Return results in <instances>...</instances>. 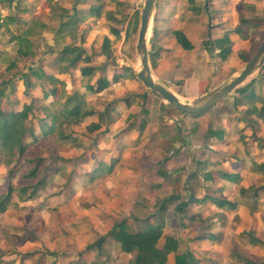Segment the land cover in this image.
<instances>
[{
    "label": "rangeland",
    "instance_id": "rangeland-1",
    "mask_svg": "<svg viewBox=\"0 0 264 264\" xmlns=\"http://www.w3.org/2000/svg\"><path fill=\"white\" fill-rule=\"evenodd\" d=\"M161 1L162 5L165 0ZM92 6H99V14L88 12L87 9ZM184 6L186 7V4L183 5L179 2L178 7ZM142 7L143 3L136 5L132 0H13L10 5L0 2V85L2 84L4 88V95L0 97L1 105L20 109L24 102L34 101L33 104L36 107L33 116L34 131L37 135H42L39 125L42 124L40 119L43 117V113L40 111V107L46 101L43 99L41 88L38 86L29 90L28 93L24 92L25 84L22 73L33 67H41L46 73L71 83L72 88L64 87L67 89L65 91L62 86L61 91L70 93L75 89L79 93H84L91 108L98 110L101 106L114 103V108L110 112L111 116L106 119L99 131L91 132L86 126L90 121L97 120V117H89L82 123L64 127L66 132L72 130V135L78 139L76 143L70 139L53 140L55 134H50L37 143L33 142L30 136L27 137L28 144L25 154L28 157H42L44 159L41 164L42 168L48 163L51 152L64 159L58 161L57 165L61 168L59 172H50L51 175L42 173L46 177V182L43 188L39 189L35 198L21 201L15 194H12L10 200L14 203H10L5 211L0 212V261L6 262V264H66L72 259L73 264H83L76 262V256L84 255L81 251L87 244L94 241L100 246L103 245L105 249L109 245L97 241L103 232L97 231L95 227H99L103 223L105 226L107 222L110 224L116 219L122 218L123 214L119 212L128 215L129 220L136 216L129 210L114 209V207L103 212L101 205L104 202V197L110 198L107 202L108 206L113 203V198H117L110 197L113 189L109 191L106 188V184L111 179L115 181L114 169L109 176L98 177L97 175L95 178H91L90 171L95 165L94 163H97V158L102 160L106 157L110 158L109 153L120 155L117 166L124 168L142 163L138 159V155H141L147 162L152 161V153L155 149L153 146L150 147L149 141L144 139L147 132L151 133V128L149 127L147 132L142 131V133L138 129L142 115L140 107L144 108L147 104L149 105L147 98V92L150 93L149 89L140 86V84L136 87L135 83L130 81L132 77L119 78L114 82L111 80L114 69L127 66L136 73L140 67L139 55L135 48L138 31L136 33L132 31V24L138 19L139 27ZM235 11L228 14L229 17L232 14L235 15ZM228 15L226 14L225 17ZM69 17L75 19V23L61 25V22L69 21ZM156 23L160 26L158 22ZM163 24L165 23L163 22ZM178 24L179 21L173 19L170 26L173 29ZM191 24L196 25L193 26V30L196 37H199L202 26H198V22H191ZM111 26L120 30V37L115 38L110 30ZM151 35L152 30L150 37ZM105 36L109 38L108 51H103ZM23 38L28 40L29 48L22 44ZM263 40L264 25L258 38L252 41V50L248 53L249 49H244L248 60L254 55ZM68 44L81 45L88 54H91L93 64L106 66L105 71L102 72L101 69H98L95 76L90 79L82 77L79 70V66L83 64L81 61L76 68L68 72L65 71L64 65L58 60V55L60 49ZM149 46L150 43L148 49ZM26 49L29 50L28 54H20ZM183 60H193L192 54L187 51L180 56H166L162 63L165 67H176V70H180L185 68V65L183 67L181 64ZM236 61L234 59L231 64H235ZM149 65L152 71L150 59ZM194 71L191 70L192 73ZM227 71V67L223 71L219 70L215 72L214 77H219L218 80H220L221 72L223 75ZM103 74L110 81L105 89L93 93L84 87L89 80L94 82ZM254 78L258 81L261 79V81L254 85L253 90L258 96L264 98V63L238 87ZM136 79L138 78L136 77ZM181 83L179 85H182ZM145 93L147 99L143 96ZM231 93L211 106L205 116L197 118L201 129L189 124L187 132L185 131V137L179 134L178 137L181 140L179 139L178 145L183 143V147L181 146L183 149L176 151L175 146L169 148L167 141H162L161 145L163 149L165 148L166 154L173 156L174 162L176 161V164L171 163V165L185 163L183 166L189 170H191V162L208 156V153L217 152V149L218 151L225 149L221 153L227 157L221 159L220 155L219 162L221 163L215 164L211 161L214 164H206L205 170L225 171L233 177L226 178L224 181L223 177L215 175L212 180L205 181L202 175L204 169H202L201 176L196 177L195 180H197L196 184H202L206 189H202V185L199 188L196 186L197 195L202 196L207 192L213 197H221L235 202L236 205L239 204V207L233 210L226 207L220 211L217 205L206 201V203L197 204L192 209L194 212L201 207L203 215L220 211L224 217L223 219L218 216L214 218L216 219L214 220L216 223L214 231L218 232L217 238H212L211 241H194L191 245L198 254L201 253L208 257L207 260L202 259V264H243L244 259L264 264V189L258 190L256 197L251 196V186H264V172L254 167L255 162H264V121L257 119L254 115L250 116L246 112L251 103L244 94ZM191 94H194V91ZM131 95L134 97L138 95V100H143V103L139 100L138 104L133 105L135 110H133L131 119L134 121L132 124L134 129L128 136L121 139L120 131L124 126L122 117L127 113V111L121 110V107L125 105L122 100L124 98L131 99ZM192 100L182 101L190 102ZM154 101L158 103L157 98H154ZM165 103L167 102L165 101ZM255 104L260 106L261 103L255 101ZM58 105L59 103H55L52 107L55 109ZM155 107L157 106L155 105ZM233 108L236 112L239 111L240 115L245 116L247 121L237 120V124L233 125L231 130L226 133L227 136L223 132L221 136H216L213 131H219L225 126V119ZM163 111L166 117L171 114L177 117L178 110L174 107L164 108ZM225 128L226 126L222 130ZM178 133H180V129L176 131V134ZM232 155L238 156L240 159L234 160ZM230 156L233 159H230ZM154 157L155 163L161 160L158 156L156 157L155 152ZM212 157L215 158L216 155ZM8 169V166L0 164V193L5 191L8 184ZM20 173L18 172L12 178L14 185L18 184L17 177ZM194 174L190 172L189 179L194 178ZM106 179L109 180L105 183ZM224 182H226V186L223 185ZM164 185L165 190L159 192L158 196L153 189H146L145 202L159 200L164 205L172 191V186H175L174 184ZM221 185L223 188L216 190V187ZM240 187H248L249 195L243 196L240 193ZM121 191L118 188V194ZM98 217H104L102 224L96 219ZM203 225L204 223L198 225L196 231L203 232ZM251 234L259 239V242L251 241L249 239ZM91 255L89 258L92 257ZM85 259L83 258L82 261L88 264Z\"/></svg>",
    "mask_w": 264,
    "mask_h": 264
},
{
    "label": "crops",
    "instance_id": "crops-1",
    "mask_svg": "<svg viewBox=\"0 0 264 264\" xmlns=\"http://www.w3.org/2000/svg\"><path fill=\"white\" fill-rule=\"evenodd\" d=\"M161 2V0H157V4L154 7L155 13H153V25L155 24L157 30L159 31L158 43L160 45L159 47L161 48L159 50L160 56L156 61V67L153 68L151 66L152 71L150 70L152 77L156 81L169 88L181 100L189 101L219 86V84L223 83L228 78L233 77L242 70L246 63L239 55L242 53L246 57V51L244 49H249V51H247L248 53L250 52V50H252V41L258 38V34L260 33L264 25V0H196L197 4L201 6L198 14L192 12L187 8V0H165L163 1L162 5ZM179 2H181L183 5L186 4V7H178ZM234 10H236L235 15L232 14L231 17H229L228 14L232 13ZM226 14L228 15L227 17H225ZM242 18L248 20L242 21ZM173 19L179 21V24L176 28L172 29L170 24L171 20ZM156 22H158L160 26H158ZM163 22L165 24H163ZM191 22H198V26H202V31L199 37H196L193 30L194 25H192L193 23L191 24ZM237 27H239L238 32L235 31V28ZM174 30H181L185 34L187 39L190 40L193 48L187 50L181 47L172 33V31ZM222 37H228V39L231 41V51L225 59H222L219 55L222 47L221 45H223L224 43H221L220 45H217L216 43V40L221 39ZM205 41L209 42L206 46ZM187 51L192 54L193 60H183L181 64L183 65V67L185 65L184 69L181 68L180 70H176V67L168 68L163 66L162 60L166 56H180L182 53L184 54ZM234 59L237 60L236 63L231 64ZM179 66L182 67L181 65ZM226 67L228 71L223 75V72H221L220 80H218L219 77H214L216 74L215 72L219 70L223 71ZM192 69L193 71L195 70L193 73L191 72ZM130 81L135 83L136 87L138 84H140V86L144 85L142 81L136 78H131ZM180 82H182V85H179ZM144 88L146 87L144 86ZM192 91H194V94H191ZM232 92L236 93L235 90ZM150 93L147 92L149 105L147 104L146 106H144V108L140 107V114L142 115L140 118V123L138 124V129L142 133V131H146L149 127L151 128V133L148 134V132L146 131L147 135L144 139L149 141V146H153V148L155 149V151H153L152 153V161L147 162V160L143 159L141 155H138V159L141 160L142 163L134 166H128L129 168H124L122 166H117L119 165L117 164V162H119L120 160V155H112L111 153H109V155H111L110 158L106 157L107 159L103 158V160L101 158H97V163H94L95 165L92 166L90 172H93L98 167L105 165L104 171L98 174V177H103L109 176L110 172H112V170L114 169L113 171L115 174V181L111 179L112 181L110 180V182L106 184V188H108L109 191H112L113 189V193L110 195V197L115 196L117 198H113V203L108 206L107 202L110 200V198H107L105 196L101 208L103 212L113 209V207L114 209L120 208L122 210H129L130 213L136 215L132 220L128 219V215L122 212L119 213L123 214L122 218H126L128 223L131 225L135 226V224H137L138 222L144 225L145 219L148 215L156 212L157 209L161 208L162 206H167V211L164 215L165 226L162 229V234L158 239L159 241L157 243V246L161 248L165 244V242L171 238L178 240V244L176 252H168L166 264H175V254H180L186 250L192 252L193 264H202V259L207 260L208 257L199 253L201 255L200 256L191 247L192 243L194 241L198 242L201 240L211 241L212 238L217 237L194 239V237L199 234V232L196 231V228L198 225H201V223L195 220V218L193 217H185V214H187L188 216L192 215L201 207L193 212L192 209H194V207L200 203L193 202L187 204L186 200H188L189 198L191 187L194 189L200 187L199 184L196 185L197 180L195 179L196 177L201 176V170L203 169L201 168L202 163H211V165L214 163H218L221 159L227 157L221 153L225 149L219 150L220 152L217 149V152H211V154L208 153V156L202 157L200 159L198 158L196 161L191 162V170L183 166L185 165V163L183 165H171V163L176 164V161L174 162L173 156L166 154L165 148L163 149L161 142L167 141L169 143V148L175 146L176 151H178L179 149H183V143L178 145V141L180 139V137H178L179 134L185 137V133L187 132L186 129L189 127V124L192 127L198 126V128L200 127L201 129V124L199 123V121H197V118L205 116V114L208 113L210 109L202 114H199L198 116L193 117L187 115L184 117V115H186L184 114L185 112L180 113L181 111L179 112L176 107L169 103H165L164 100L156 97L152 93L151 95ZM230 94H228L227 96H229ZM131 96L132 97L129 100V103H127L125 98L122 100L123 102H125V105L121 107V110L127 111V113L122 117L124 126L120 131L121 139L128 136L134 129V125H132L134 124V121L131 119V116H133L132 113H134L133 110H135L133 108V105L138 104L139 100L141 103H143V100H138V95H135V97L133 95ZM143 96L146 98V93L143 94ZM154 98H157L158 103L154 101ZM155 105L157 107H155ZM170 106L178 110L177 117L172 114L167 117L165 116L163 109L169 108ZM113 108L114 106L112 107L110 112L113 110ZM238 112H236L234 108L232 109V112L229 113V115L225 119L226 122L224 124L226 128L222 130V128L225 127L223 126L221 129H219L220 134L218 136H221L222 132L226 135V133L231 130V127L237 124V120L244 122L247 121L245 116L240 115ZM126 118H129L130 120L126 121ZM143 118L145 119L146 124H144V129L140 130V124ZM222 118L224 117L222 116ZM179 129L180 133L176 134V131H178ZM154 152L156 157L158 156V158L161 159L157 163H155L156 160H154ZM214 155H216L215 158L212 157ZM220 155L222 156L220 157L221 159H219ZM232 156L234 157V160H238L239 158L238 156ZM233 157L230 156V159H233ZM108 161L109 163H107ZM211 161L214 163H212ZM220 163L221 162H219V164ZM110 165L111 169L109 170ZM190 172L195 173L193 176L194 178L192 179H189ZM107 180L109 179L104 180L105 183L107 182ZM224 181H226V179ZM225 183L226 182L223 183L224 186H226ZM164 184L168 186L174 184L177 187L176 188L175 186H172V191L169 193V198L167 199L169 200L170 198L175 197L174 200H172L171 202H167V200H165V202L163 201L165 203L164 205H162L159 200H152V202L148 203L145 202L146 198H144V193L146 192V189H153L156 196H158L159 192L165 190L164 188L166 187ZM221 187L222 185L218 187L219 190L221 189ZM118 188L122 190L120 194H118ZM117 199H119V201H117ZM116 204L118 205L115 207ZM185 206L187 210L185 213H183L184 211H181ZM238 207L239 204H237L234 209ZM221 210L222 208H220V211ZM217 214L218 213H213L212 215L214 218H216ZM103 218L104 217H98L96 219H98V222L102 224ZM119 219H116L115 221ZM115 221L111 222L110 224L107 222L105 226L103 225V223L101 226L95 227L97 231L103 232L97 241L103 244L107 243L109 245H107V249H105L103 245L100 246L94 241L90 242L93 244H97L101 249L99 251L97 249H90L84 253L83 258L87 259L85 260L88 262V264H91V262L97 257L98 252H100V254L102 255V259L105 257L107 258V262L104 264H132L131 261L133 260L136 251H122L117 241H114L113 238L106 236L107 232L112 228ZM179 221H183L185 223V227H181L179 225ZM214 228L215 226L212 227L213 231ZM90 254H92V257L89 258ZM71 261L72 259L69 260L66 264Z\"/></svg>",
    "mask_w": 264,
    "mask_h": 264
},
{
    "label": "trees",
    "instance_id": "trees-1",
    "mask_svg": "<svg viewBox=\"0 0 264 264\" xmlns=\"http://www.w3.org/2000/svg\"><path fill=\"white\" fill-rule=\"evenodd\" d=\"M13 0H0L4 4L10 5ZM188 1V9L192 12L198 14L200 11V5L197 4L196 0H187ZM99 6H92L88 10L90 13L98 14ZM139 14V13H138ZM74 18V17H73ZM248 20L242 18V21ZM75 23V19L69 17V21L61 22V25H68ZM138 19L134 21L132 24V31L136 33L138 30ZM111 32L115 35V38L120 37V30L116 27H110ZM235 31H239V27L235 28ZM175 36L177 42L184 49H191L192 43L185 36V34L181 30L172 31ZM128 35V28H127ZM158 35L159 31L154 24L152 26V35L150 37L149 43V59L151 62V66L153 68L156 67V61L160 56L159 50L161 49L158 43ZM26 42V43H25ZM108 43L109 38L105 36L103 38V51H108ZM209 42L205 41V46L208 45ZM217 45L224 43L221 45V50L219 55L222 59H225L227 55L231 51V41L228 37H222L221 39L216 40ZM24 46L26 45L29 48L30 44L27 39L23 38ZM29 53V50H23L20 54L26 55ZM244 62H247L248 59L242 53L239 55ZM58 60L64 65L65 71H71L72 69L77 67V64L81 61L82 65L79 66L80 73L82 77H86L87 79L95 76V73L98 69H101L102 72L105 71L106 66L104 64H93L91 54H88L81 45L76 44H68L60 49ZM23 80L25 84L24 92L28 93L29 90L34 89L35 87L41 88L43 99L46 103L40 107V111L43 113L42 124L39 125L42 130V135L39 136L34 131V122L33 116L36 107L33 102H24L20 109H15V107H4L0 104V164L6 165L9 167L7 170V179L8 184L6 186L5 191L0 193V212L5 211L8 205L12 202L10 200L12 194H15L19 200L26 201L35 198L38 194L39 189L43 188L46 177L42 173H57L60 171V166H58V161L60 159L58 155L54 153H50V158L47 164L42 168V163L44 159L39 156L28 157L25 154V150L27 147V137L30 136L33 142H39L44 140L43 138L48 137L50 134H55L53 140H68L70 139L72 142H77L78 139L72 135V130L66 132L64 130L65 126H69L71 124H79L86 120L89 117H97L95 121H90L86 126L89 131H97L101 128L102 124L106 122V119L111 116L110 110L114 106V103H108L107 105L101 106L100 109L96 110L91 108L89 103L86 100L84 93H79L75 89L68 93L65 92L67 89L64 87H71V83H67L66 80L59 79L52 74L46 73L43 68H30L27 72L22 73ZM121 77H132L136 78L135 71L127 66H122L113 70V75L111 80L114 82L118 78ZM257 79H252L248 83L243 84L241 87L235 89V92L244 94L245 97L250 101V106L247 108L246 112L251 116H256L257 119H261L264 121V98L258 96L254 92V85L260 82ZM108 77L103 74L95 79L94 82L90 80L85 84L84 87L90 92L97 93L102 91L109 85ZM264 84V83H263ZM63 86V90L61 91V87ZM4 95L3 85H0V97ZM127 103H129L128 98L125 99ZM48 101V102H47ZM255 101H260V106L255 104ZM55 103H59L57 108H53L52 105ZM209 108L204 109L202 111L196 113H184L190 116H198L209 110ZM129 118H126V121H129ZM264 123V122H263ZM146 121L143 118L141 120L140 130L144 129ZM216 133V136L220 134L219 131H213ZM216 164H219L216 163ZM205 163H202L201 168L204 169L202 172L203 179L205 181L212 180L213 177L219 175L224 179L232 178L233 175L225 173V171L215 170H205ZM105 165L98 167L93 172H91V178H95L98 174L104 171ZM254 167L260 171L264 172V162L254 163ZM111 169V165L109 166V170ZM21 172L18 175V184L14 185L12 182V178L15 174ZM50 173V175H51ZM235 179V177H234ZM197 185V184H196ZM202 185V184H201ZM200 185V187H201ZM206 187L202 185V189ZM251 196L256 197L258 194V190L264 189V186L260 187H252ZM216 190L219 188L216 187ZM248 187H240V193L243 196L249 195L247 192ZM197 188H190L189 198L187 204L197 202V203H206V201H210L213 204H216L219 208H230L234 209L236 203L228 201L225 198H218L209 195L207 192L203 193L202 196H198ZM177 198V197H176ZM175 197L170 198L167 202H171ZM186 204V206H187ZM186 206L183 208L181 212H186ZM167 211V206H162L158 208L156 212L150 214L145 219V224L138 222L137 224L131 225L128 223L126 218H121L113 224L112 228L107 232L106 236L113 238L114 241L119 243L120 249L125 252L136 251V254L131 261L132 264H166L167 254L170 251L176 252L178 240L171 238L168 239L165 244L160 248L157 246L158 239L162 234V229L165 226L164 215ZM203 210L200 208L194 214L187 215L185 217L195 218L200 223H204L203 232L199 233L194 237V239H204L209 237H218V232L212 230L214 222V217L212 214L203 215ZM215 215V214H214ZM220 219H223V215L220 212L217 214ZM144 221V220H143ZM179 225L181 227H185V223L183 221H179ZM193 239V238H192ZM253 242H259V239L251 234L250 238ZM90 249H97L98 251L101 249L97 244H87L84 250L81 253H85ZM100 252L97 253V257L91 262V264H104L107 262V258L101 257ZM76 262H82L86 264L83 260V256L77 255ZM193 255L192 252L186 250L180 254H175V264H193ZM73 260L68 264H73ZM1 264H6V262L0 261ZM53 264V263H51ZM243 264H259L257 262H253L249 259H244Z\"/></svg>",
    "mask_w": 264,
    "mask_h": 264
},
{
    "label": "water",
    "instance_id": "water-1",
    "mask_svg": "<svg viewBox=\"0 0 264 264\" xmlns=\"http://www.w3.org/2000/svg\"><path fill=\"white\" fill-rule=\"evenodd\" d=\"M157 0H144L141 8L140 22L137 32L136 51L140 59V67L136 71L137 78L142 81L147 89L156 97L166 101L176 107L179 111L185 113H196L207 109L225 98L234 91L239 84L243 83L250 75L259 69L264 63V40L259 45L253 57L246 62L242 70L234 75L230 80L219 84V86L207 91L190 102L182 101L174 92L166 86L156 81L150 72L149 49L150 32L152 30V21L154 7Z\"/></svg>",
    "mask_w": 264,
    "mask_h": 264
},
{
    "label": "built area",
    "instance_id": "built-area-1",
    "mask_svg": "<svg viewBox=\"0 0 264 264\" xmlns=\"http://www.w3.org/2000/svg\"><path fill=\"white\" fill-rule=\"evenodd\" d=\"M136 5L143 3V0H132Z\"/></svg>",
    "mask_w": 264,
    "mask_h": 264
}]
</instances>
